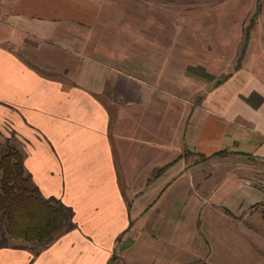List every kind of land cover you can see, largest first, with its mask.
Segmentation results:
<instances>
[{
	"label": "crops",
	"instance_id": "crops-1",
	"mask_svg": "<svg viewBox=\"0 0 264 264\" xmlns=\"http://www.w3.org/2000/svg\"><path fill=\"white\" fill-rule=\"evenodd\" d=\"M157 2L0 0V130L77 225L0 264H264V8L245 38L261 2L225 0L191 63Z\"/></svg>",
	"mask_w": 264,
	"mask_h": 264
},
{
	"label": "trees",
	"instance_id": "trees-1",
	"mask_svg": "<svg viewBox=\"0 0 264 264\" xmlns=\"http://www.w3.org/2000/svg\"><path fill=\"white\" fill-rule=\"evenodd\" d=\"M260 11L258 3L245 38ZM251 210L261 211L264 217V202L254 204ZM73 217L71 206L41 193L25 168L23 151L0 130V247H28L39 254L57 237L77 227ZM13 239L23 242L11 244Z\"/></svg>",
	"mask_w": 264,
	"mask_h": 264
},
{
	"label": "rangeland",
	"instance_id": "rangeland-1",
	"mask_svg": "<svg viewBox=\"0 0 264 264\" xmlns=\"http://www.w3.org/2000/svg\"><path fill=\"white\" fill-rule=\"evenodd\" d=\"M157 1H158L157 2L158 3V20H160L159 28H161V26L165 28L166 24L171 25L170 26L171 29L168 27L167 28L169 31L172 32L174 47L176 48L181 47L182 50L187 51L186 55L190 56L191 63H193V61L197 60L198 56H201V54H197L194 51L196 50L195 47H198L199 45L196 42V40L198 39L197 35L201 34V36H203L202 33L199 32V30L204 31L205 28L207 30L208 28L211 29L213 27V23L211 21L213 20V17L216 13H219L223 10L222 3H224L225 0H157ZM257 1L261 2V10H262L264 8V0H257ZM257 4L253 5L252 9L249 10V14L247 15L246 19L243 22V27L246 28L250 24V19L252 18V16L254 15L256 11ZM204 7H206L207 10H205V12L203 13L204 9L202 8ZM171 15L173 16L172 19H173L174 24L169 23L166 20V18ZM203 22H206V23H204L203 25ZM188 28L190 29L191 34H192V30H195V32L193 31L194 32L193 36L191 35L190 37H187L188 36L187 31H189ZM177 29H178V32L176 31ZM212 39L213 38H210L211 41ZM210 49H213L212 44H211ZM208 55H210L209 61L211 63H214L216 59L214 60L212 57L215 58L216 56L220 55V57L222 58V56H224L225 54L211 53ZM223 60H225L227 64L230 63V60L227 58H223ZM215 74L217 73L215 72ZM195 86L196 85L191 83V89L196 88ZM8 135H11L10 138L12 141L19 143V140L15 137L14 134L8 133ZM4 137L6 136L4 135ZM258 167H259L258 165H255V168H258ZM250 176L257 177L259 175H258V172H254V175H250ZM253 211L256 212L258 210H253ZM253 221L255 220L253 219ZM255 225H254V229L252 226H250V229L253 230L254 236H264L263 231L258 230ZM13 240L12 242H10L11 244L16 243V242H23L21 239H17L18 241H15V240L13 241ZM27 244L30 245V243H27Z\"/></svg>",
	"mask_w": 264,
	"mask_h": 264
}]
</instances>
